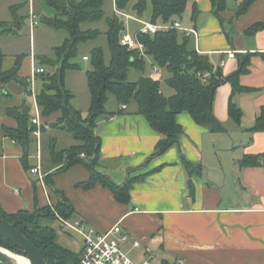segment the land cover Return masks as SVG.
Wrapping results in <instances>:
<instances>
[{"label":"crops","instance_id":"0c3cea01","mask_svg":"<svg viewBox=\"0 0 264 264\" xmlns=\"http://www.w3.org/2000/svg\"><path fill=\"white\" fill-rule=\"evenodd\" d=\"M242 1L226 0L224 10L217 16L211 0H190L188 10L174 21L181 28L193 31L182 35L190 39L198 54L207 57L214 71L220 69L224 76L237 70L239 56L250 55L248 72L238 79L245 90L233 94L227 82L215 90L212 113L224 132H210L195 124L188 113L181 112L175 117L183 129L179 143L148 160L159 136L136 112L133 103L124 106L121 113L96 120L94 133L101 142L102 158L99 170L117 184L136 178L130 190V201L123 204L100 184L81 188L79 185L89 179L83 165L55 173L48 162L47 145L54 140L58 149H65L75 143L62 131L49 129L41 133V177L24 169L22 148L4 135V128L17 126L7 110L24 104L30 107L32 118L39 112L41 122L59 117V112L41 117L34 97L38 86L34 72L38 67L36 56L53 55L55 46L46 44L45 36L55 30L40 23V0H0V22L12 21L10 7L15 5L21 7L18 14L25 17L17 33L0 35L1 70H10L17 57L23 55L18 74L33 83L31 94L9 83L6 88L12 97L0 100V207L6 213L54 208L59 197L44 181L45 175L51 173L54 188L73 208L74 214L68 221L85 222L100 232L119 224L131 238L140 241L142 247L153 250L157 262L165 264L182 259L185 264H264V132L250 131L257 117L264 113V0H255L237 17L236 10ZM134 2H130L128 12L121 16L125 32L135 33L144 24L152 25L150 4L143 17L136 18L130 12ZM192 4L199 12L195 22L191 20ZM110 7L111 13L119 12L114 0ZM258 23L263 24L261 29L248 32ZM27 36L28 52L22 50ZM230 51L234 52L233 58L227 55ZM83 60L88 61L89 56H84ZM143 61V73L136 80L161 75V93L165 97L173 96L175 91L166 83L171 74L158 67L149 55H145ZM41 68L47 71L46 67ZM153 68H158L156 74ZM230 99L241 111L238 124L228 115ZM87 107L88 104L84 109L78 108L83 117L87 116ZM32 139L35 154L31 156L28 148V164L33 168L38 161L36 140ZM62 140L67 144L59 148ZM245 155L260 156L259 165L239 168L238 161ZM186 162L201 166V171L189 177ZM39 224L54 230L57 245L79 254L80 237L68 231L59 218L41 217ZM125 248L132 258L138 261L142 258L141 249H132L131 244Z\"/></svg>","mask_w":264,"mask_h":264},{"label":"trees","instance_id":"16d2710c","mask_svg":"<svg viewBox=\"0 0 264 264\" xmlns=\"http://www.w3.org/2000/svg\"><path fill=\"white\" fill-rule=\"evenodd\" d=\"M54 10L52 17L40 16V23L55 31H64L68 37L53 48L52 56H36L37 66L46 67L47 71L35 74L37 82L34 93L35 102L40 109L41 117L46 118L55 112L60 115L51 122H42L50 129L59 130L69 135L74 144L65 149H58L55 141L47 145L48 162L55 168V173L65 171L75 165H83L89 172V179L80 184L83 189L92 188L95 184L110 190L115 200L128 204L130 190L136 178H128L124 183L117 184L99 170L102 166L101 142L95 135L96 120L101 117H111L123 112L122 106L134 104L136 112L142 115L149 127L159 136V140L148 160L164 154L177 145L183 135L182 127L177 124L175 117L181 112L189 114L193 122L207 128L210 132H224V128L212 113V102L217 87L223 83L232 86V93L244 91L239 85V76L248 72L250 55L238 57V68L230 75L224 76L220 69L213 70L212 65L204 55L198 54L191 46L187 36L182 35L172 24L190 7V0H135L130 12L136 18H142L147 5L150 4V23L166 27L153 34L135 32L137 41L145 47V54L152 57L154 63L171 74L166 80L167 85L175 91L170 97H165L160 91L161 75L155 78L140 77L136 81L128 80L131 68L143 73L144 61L138 50H129L120 45L119 39L124 31V23L117 13L106 15L103 9L107 0H42ZM133 0H114L116 10L128 12ZM226 0H211L216 9V15L224 10ZM255 0H243L236 10V16L244 14ZM19 5L11 6L12 21L0 22V35L17 33L25 17L18 14ZM199 12L194 4L191 7V20L196 21ZM104 19L106 30H82L84 23H96ZM263 27L258 23L248 32H254ZM104 37L106 50L109 53L105 61V50L101 46L92 48L89 52L90 70L86 71V82L89 93L87 116L83 117L74 104V94L65 86V75L68 71H78L79 66L72 62L77 56L81 44ZM3 54L0 51V100L11 98L7 85L11 82L19 85L27 94H31V82L27 77H21L18 72L23 55L17 57L14 66L8 71L1 70ZM206 75L205 82L203 77ZM113 97L115 109L106 110L105 105L109 96ZM7 115L13 118L17 126L4 128V135L23 150L21 157L24 169L30 172L28 164V148L32 142L30 107L22 105L18 108H8ZM228 115L239 123L241 111L228 102ZM90 119V121H89ZM251 132H264V113L257 117ZM45 130L42 129L41 133ZM82 155V156H81ZM260 156L245 155L238 161L239 168L259 165ZM189 177L201 171V166L188 162ZM46 167V166H45ZM44 164L43 171L45 172ZM53 174L44 177L45 184L59 197L54 208H35L32 211L19 210L16 213H6L0 207V218L14 225L18 232L26 237L41 253L47 264H80V254H75L55 243V232L47 226H41V217L70 220L74 214L72 206L62 193L53 186ZM189 188L192 185L189 181ZM0 247L19 256L24 253L15 248L0 235ZM0 264H7L0 261Z\"/></svg>","mask_w":264,"mask_h":264},{"label":"built area","instance_id":"2783aa9c","mask_svg":"<svg viewBox=\"0 0 264 264\" xmlns=\"http://www.w3.org/2000/svg\"><path fill=\"white\" fill-rule=\"evenodd\" d=\"M120 17L124 15L122 12L117 13ZM125 19H129V16H125ZM36 23H32L35 25ZM172 27L177 29L181 34L193 33L192 30L183 29L177 22L172 24ZM166 27H156L155 25L144 24L139 30L142 33L153 34L159 29ZM120 45L126 47L129 50H138L140 57H144L145 47L139 43L135 37V33L123 31L119 39ZM228 57L233 58L234 52H228ZM35 74L44 72V69L37 67L34 70ZM153 74L158 72V68H153ZM206 75L203 77V81L206 80ZM33 83L31 82V93ZM124 108V106H122ZM37 109H39L37 107ZM31 124L35 127L32 130V137L36 140V159L38 161L37 166L31 168V174L39 173V162L41 158V145L40 136L41 130H49L50 127L47 124H43L39 119V112L35 117L31 119ZM14 143V142H13ZM82 156V155H81ZM41 177V174H40ZM60 219V218H59ZM64 227L78 235L80 237V264H163L157 262V254L148 247H142V243L137 239L130 237V234L124 230L119 224L114 225L105 232H100L92 227H89L82 221H66L60 219ZM131 244L132 249H141L142 258L138 261L130 255L129 250L125 248V245ZM165 264H185L182 259H175Z\"/></svg>","mask_w":264,"mask_h":264},{"label":"rangeland","instance_id":"374dc122","mask_svg":"<svg viewBox=\"0 0 264 264\" xmlns=\"http://www.w3.org/2000/svg\"><path fill=\"white\" fill-rule=\"evenodd\" d=\"M110 5H111V0H107L104 3L103 9H104L106 15L112 14L111 9H110L111 8ZM40 8H41L40 12L43 16L52 17L54 15V10L51 7L44 4L42 0H40ZM105 27L106 26H105L104 19H102L96 23H84L81 25L82 30L99 29V30H102L103 32L105 30ZM126 28H129V24H127ZM39 29H42V28H39ZM50 33L51 34H49L48 36H45L46 44H48V45L50 43H52L51 45H53V46H59L63 42V40L68 37V34L64 31H53ZM39 36H41V35H39ZM27 41H28V36H27L26 42H24V41L22 42V46H23L22 50L23 51L26 50L28 52V46L26 45ZM96 46H101L102 48H104V50H105V61L108 62L109 53L106 50V44H105L104 37L100 36V38H98L97 40L90 41V42L79 45L77 56L75 57V59L72 60L73 63H75L79 66V70L78 71H68V72H66V75H65V80H64L65 86L68 89L72 90V92L75 96L74 100H73V104L77 109L78 108L84 109V107L88 104V101H89V93H88L87 82H86V71L90 70L91 67H90L89 60L84 61L83 57L89 56L90 50ZM46 47H48V46L46 45ZM139 74L140 73L138 71L131 68L129 70V73H128V80L129 81H136ZM114 107H115V103H114L113 97L110 95L108 102L105 105V109L106 110H112ZM32 116H34V115H32ZM68 139H71L70 136H68ZM66 144L62 140L59 142L58 147L59 148L65 147ZM29 151H30L31 156L35 154V143H34L33 139L29 145ZM30 161L32 162L33 160H30ZM216 167L217 166H215V168ZM15 255H17V254H15Z\"/></svg>","mask_w":264,"mask_h":264},{"label":"water","instance_id":"95a60500","mask_svg":"<svg viewBox=\"0 0 264 264\" xmlns=\"http://www.w3.org/2000/svg\"><path fill=\"white\" fill-rule=\"evenodd\" d=\"M0 235L9 243H11L15 248L21 250L25 255L22 257L26 258L29 264H47L37 248L26 237L18 232L14 225L7 223L1 218ZM0 261H3L7 264H14L13 261L9 257H7V255L1 252V250Z\"/></svg>","mask_w":264,"mask_h":264},{"label":"bare ground","instance_id":"6f19581e","mask_svg":"<svg viewBox=\"0 0 264 264\" xmlns=\"http://www.w3.org/2000/svg\"><path fill=\"white\" fill-rule=\"evenodd\" d=\"M0 250L2 253L7 255V257H9L13 261L14 264H29L28 260L22 256L15 255L11 253L10 251L3 249V248H1Z\"/></svg>","mask_w":264,"mask_h":264}]
</instances>
